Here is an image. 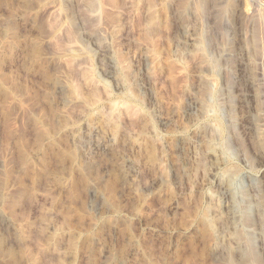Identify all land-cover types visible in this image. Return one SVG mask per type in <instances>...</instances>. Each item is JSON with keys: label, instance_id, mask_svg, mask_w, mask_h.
Here are the masks:
<instances>
[{"label": "rangeland", "instance_id": "374dc122", "mask_svg": "<svg viewBox=\"0 0 264 264\" xmlns=\"http://www.w3.org/2000/svg\"><path fill=\"white\" fill-rule=\"evenodd\" d=\"M0 264H264V0H0Z\"/></svg>", "mask_w": 264, "mask_h": 264}, {"label": "bare ground", "instance_id": "6f19581e", "mask_svg": "<svg viewBox=\"0 0 264 264\" xmlns=\"http://www.w3.org/2000/svg\"><path fill=\"white\" fill-rule=\"evenodd\" d=\"M116 28H117V30H120V29H122L121 27H120V25H117L116 26ZM119 32V31H118ZM106 153V152H105ZM84 154V153H83ZM82 155V154H81ZM87 155V154H86ZM84 157V156H83ZM82 159V158H81ZM83 160V159H82ZM86 165V164H85ZM87 166V165H86ZM85 166V167H86ZM95 166V165H94ZM90 167V166H89ZM92 167H93V164H92ZM86 168H88V167H86ZM97 194V193H96ZM102 194V193H101ZM101 198V197H100ZM103 198V197H102ZM104 199V198H103ZM102 200V199H101Z\"/></svg>", "mask_w": 264, "mask_h": 264}]
</instances>
